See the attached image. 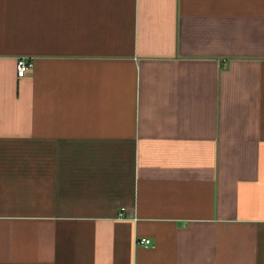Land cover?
<instances>
[{
  "label": "crops",
  "instance_id": "0c3cea01",
  "mask_svg": "<svg viewBox=\"0 0 264 264\" xmlns=\"http://www.w3.org/2000/svg\"><path fill=\"white\" fill-rule=\"evenodd\" d=\"M0 264H264V0H0Z\"/></svg>",
  "mask_w": 264,
  "mask_h": 264
},
{
  "label": "built area",
  "instance_id": "2783aa9c",
  "mask_svg": "<svg viewBox=\"0 0 264 264\" xmlns=\"http://www.w3.org/2000/svg\"><path fill=\"white\" fill-rule=\"evenodd\" d=\"M34 66V62L33 59L29 56H21L18 59V66H17V71H18V75L19 77H24L26 75V73L33 68ZM140 244L143 245H149L151 244V240L150 239H141L139 240Z\"/></svg>",
  "mask_w": 264,
  "mask_h": 264
}]
</instances>
